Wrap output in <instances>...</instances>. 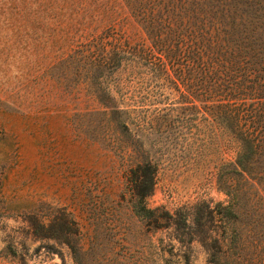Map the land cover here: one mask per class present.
I'll return each mask as SVG.
<instances>
[{"label":"rangeland","instance_id":"rangeland-1","mask_svg":"<svg viewBox=\"0 0 264 264\" xmlns=\"http://www.w3.org/2000/svg\"><path fill=\"white\" fill-rule=\"evenodd\" d=\"M74 1L90 12L102 2L121 10L119 0ZM30 14L53 13L38 12L35 0H0V264H264V151L260 170L238 179L233 225L218 181L234 155L227 133L178 108L148 130L144 57L106 79L91 77L82 62L75 70L58 58L70 52L68 37L36 28ZM124 29L132 43H148L130 20ZM107 82L117 99H138L130 101L136 109L125 117L128 128L103 110L99 87ZM173 96L181 93H170L169 105ZM141 122L140 146L134 131ZM142 150L157 168L146 203L171 214L166 223L154 225L131 207Z\"/></svg>","mask_w":264,"mask_h":264},{"label":"trees","instance_id":"trees-1","mask_svg":"<svg viewBox=\"0 0 264 264\" xmlns=\"http://www.w3.org/2000/svg\"><path fill=\"white\" fill-rule=\"evenodd\" d=\"M35 1L38 12L46 6L53 13L30 14L35 27H48L68 37L70 52L58 58L75 70L82 62L91 77L106 79L131 57L148 61L145 67L151 83L140 92L150 105L148 130L166 123L178 108L203 115L209 126L227 133L234 155L228 161L229 174L223 180L220 174L218 181L229 196L222 210L234 225L242 193L238 179L260 170L255 164L264 151V0H119V11L102 2L94 12L85 1ZM62 10L69 14H56ZM108 10L111 14H101ZM126 20L142 30L148 43H132L124 29ZM99 89L103 110L109 108L118 123L128 128L125 117L136 109L130 101L138 99H117L108 82ZM166 89L171 90L166 93ZM174 90L181 97L173 96L169 105L167 99ZM143 125L134 131L140 146ZM156 169L142 150L130 178L133 211L154 225L171 217L146 203ZM72 249L76 250L73 245ZM232 261L237 262L234 255Z\"/></svg>","mask_w":264,"mask_h":264}]
</instances>
